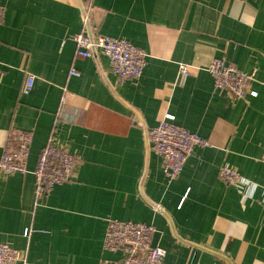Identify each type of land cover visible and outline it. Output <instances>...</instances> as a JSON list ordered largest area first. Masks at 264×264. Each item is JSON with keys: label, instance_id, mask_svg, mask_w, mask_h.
Returning <instances> with one entry per match:
<instances>
[{"label": "crops", "instance_id": "0c3cea01", "mask_svg": "<svg viewBox=\"0 0 264 264\" xmlns=\"http://www.w3.org/2000/svg\"><path fill=\"white\" fill-rule=\"evenodd\" d=\"M0 159L10 129L30 131L26 174L0 171V244L28 264H118L109 220L153 225L168 264H264V0H0ZM89 9L94 36L147 54L121 84L97 51L75 57ZM214 59L252 74L256 97L216 89ZM190 74L179 82V65ZM75 68L80 76L73 77ZM26 73L36 76L24 95ZM65 98V102L62 99ZM166 114L207 141L168 183L147 130ZM78 157L72 181L36 202L34 171L51 134ZM229 165L258 186L243 197Z\"/></svg>", "mask_w": 264, "mask_h": 264}, {"label": "built area", "instance_id": "2783aa9c", "mask_svg": "<svg viewBox=\"0 0 264 264\" xmlns=\"http://www.w3.org/2000/svg\"><path fill=\"white\" fill-rule=\"evenodd\" d=\"M85 27L74 34L75 57L89 58L100 51L111 62L114 74L123 84H137L146 66L147 54L129 41L110 36H94L90 23L89 9H82ZM5 11L0 7V24ZM207 71L214 81L216 89L228 91L238 99L246 100L248 96L256 97L257 93L250 89L255 81V73L248 74L238 70L234 65L214 59ZM190 74L188 65H179V82ZM70 75L78 77L79 71L74 67ZM36 76L26 73L22 93L28 95L34 88ZM65 102V98L62 99ZM147 138L151 149L163 160V172L172 183L178 179L184 166L196 147H204L208 143L175 123L174 116L166 114L160 123L147 130ZM33 135L30 131L10 129L7 133L0 159V171L6 174H26ZM261 162L264 164V148ZM78 157L66 147L59 146L54 136H50L40 152L34 171L35 198L38 204L48 198L54 187L64 185L73 180L78 167ZM219 177L225 183L234 186L246 194L258 185L245 178L229 165H223ZM156 229L145 223L122 222L109 220L104 239V251L115 253L122 251L123 258L118 264H168L165 262L167 251L152 244ZM0 264H28L26 255L6 244H0Z\"/></svg>", "mask_w": 264, "mask_h": 264}, {"label": "trees", "instance_id": "16d2710c", "mask_svg": "<svg viewBox=\"0 0 264 264\" xmlns=\"http://www.w3.org/2000/svg\"><path fill=\"white\" fill-rule=\"evenodd\" d=\"M50 136H54V134L52 133Z\"/></svg>", "mask_w": 264, "mask_h": 264}, {"label": "water", "instance_id": "95a60500", "mask_svg": "<svg viewBox=\"0 0 264 264\" xmlns=\"http://www.w3.org/2000/svg\"><path fill=\"white\" fill-rule=\"evenodd\" d=\"M82 9H83V7H82ZM147 132V131H146Z\"/></svg>", "mask_w": 264, "mask_h": 264}]
</instances>
